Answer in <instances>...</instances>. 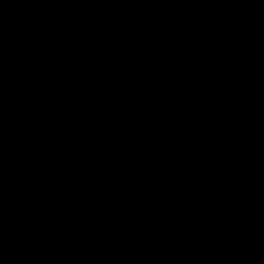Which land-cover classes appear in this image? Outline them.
I'll return each mask as SVG.
<instances>
[{
  "label": "water",
  "instance_id": "1",
  "mask_svg": "<svg viewBox=\"0 0 264 264\" xmlns=\"http://www.w3.org/2000/svg\"><path fill=\"white\" fill-rule=\"evenodd\" d=\"M0 264H264V0H0Z\"/></svg>",
  "mask_w": 264,
  "mask_h": 264
}]
</instances>
